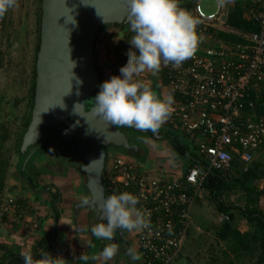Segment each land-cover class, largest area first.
<instances>
[{
	"label": "built area",
	"instance_id": "1",
	"mask_svg": "<svg viewBox=\"0 0 264 264\" xmlns=\"http://www.w3.org/2000/svg\"><path fill=\"white\" fill-rule=\"evenodd\" d=\"M234 1L216 0V11L208 14L196 2L187 12L199 21L195 30L202 42L180 67L161 66L174 97L167 126L191 139L205 160L204 169L193 165L180 177L158 178L139 170L125 154L110 153L111 148L106 151L110 195L132 193L139 198L137 207L151 214V228L135 234L137 251L142 254L139 264H175L190 232L194 198L209 170L229 173L235 155L246 166L256 152L264 151V117L249 113L254 102L264 97V0H240L245 17L258 26L255 32L227 24ZM219 32L239 41L218 38ZM208 40L216 43L209 45ZM113 62L111 76L119 75L127 62L126 52ZM145 72L137 79L142 81ZM259 189H264V178ZM4 191L0 220L21 219L24 206Z\"/></svg>",
	"mask_w": 264,
	"mask_h": 264
},
{
	"label": "crops",
	"instance_id": "2",
	"mask_svg": "<svg viewBox=\"0 0 264 264\" xmlns=\"http://www.w3.org/2000/svg\"><path fill=\"white\" fill-rule=\"evenodd\" d=\"M106 36L102 34L99 37L106 40ZM110 40L112 41V39ZM102 42H100V45H102ZM215 43L211 40L207 41L209 45ZM99 53L100 58L97 59L100 62L99 72L101 75H104V81H106L110 76L109 68L114 60V56L105 53L104 49H99ZM163 79L162 70L155 75L146 71L143 74L142 82L148 85L152 91L156 92L158 97L165 98L168 94L172 93ZM164 124L167 125L166 122ZM175 130L177 133L170 132V137L162 131L159 133L160 138H151L145 134H141L145 137L140 140V143L137 141L131 143L137 145L138 150L136 153L133 155L122 153L139 170L151 176L166 179L180 177L186 172L189 162L182 160L175 154L171 148L170 140L175 135L182 139L183 142L185 140L190 150L194 147L188 136L178 129ZM47 149L49 151L50 148L47 147ZM110 153L117 154L120 152L110 149ZM191 157L189 159L196 160L194 157ZM59 158L61 160L58 163L52 162L48 164L45 160L41 159L32 164L30 176L33 179L35 188H32L31 181H21L18 173L17 177L13 176L11 169H8L7 172H10V174L6 176L5 182V186H8L6 187L8 189L7 192L11 196H14L18 202L20 201L25 210L21 219L13 220L7 218V221L0 223V246H3L4 249L14 250L20 255H24L25 252L38 254L42 250H36V246L39 245L41 240H46L51 244L49 253L53 257L62 258L59 264H76L81 260V255L86 256L90 243L88 228L95 224L97 213L79 207L85 198L89 199L84 189V176L79 171L82 159L78 155H74V157H71L73 160H69L68 158L71 164L68 162L66 168H62L61 164L64 159L67 160V157L63 159V157L59 156ZM249 168H253V171H257L256 173L260 176L261 173H264V151L256 152L253 161L246 166L240 160L239 162L236 161V166L231 169V175L239 178L242 172H245ZM262 178L264 176L252 182V186L258 191L261 190L259 189V182ZM12 181L13 183H11ZM252 198L254 199L252 201L254 204L248 202L249 197L247 198V192L240 186L222 192L219 200H222L225 207L229 209V214L231 215L229 218L226 214L224 215L217 211L209 192L204 188L200 189L192 204V207L195 205V208L193 207L195 209V218L198 221H202V224H199L196 228L198 239L205 238L204 234L212 226L218 225V221H232V227L238 229L241 233L251 231L253 225L248 221H259V219L264 221V193L253 195ZM247 209H254V212L251 215L247 214L245 212ZM122 233L123 239L128 244L115 236L116 239L114 238L111 242L119 245L120 252L108 264H138L139 261L133 262L127 255V249L132 247V245L137 250L135 241L136 231L129 232L124 230ZM108 243L110 242L103 240L104 246ZM200 245L203 244L200 242ZM223 248L226 250V245ZM258 252L259 250L254 249L251 253L244 252L239 257L242 258L243 256L244 263L249 264L248 261L250 259L254 262L257 255H260V252ZM2 254L3 250L0 249V260ZM180 254L181 257L182 253ZM226 254L230 258L235 257L233 253L227 250ZM240 261L241 259L237 261L234 259L232 263L240 264ZM88 264H101V261L99 259H90Z\"/></svg>",
	"mask_w": 264,
	"mask_h": 264
},
{
	"label": "water",
	"instance_id": "3",
	"mask_svg": "<svg viewBox=\"0 0 264 264\" xmlns=\"http://www.w3.org/2000/svg\"><path fill=\"white\" fill-rule=\"evenodd\" d=\"M40 12L33 104L19 152L24 155L28 147L39 143L41 147L47 139L63 149L73 146L74 153L82 159L79 171L84 176V189L90 201L79 207L93 211V205L99 209L106 199L102 178L106 176L107 149L127 155L138 150L119 127L99 117L92 104L99 82L95 67V35L105 25H129L126 0H40ZM69 60L74 63L72 70ZM61 102L63 108L58 105ZM131 129L151 138H160L161 131L168 137L170 132L177 133L165 124L156 132ZM31 154L24 159V165ZM187 156L191 157L188 153ZM95 212L97 222L106 223L99 219V211ZM115 236L128 244L122 231L118 230Z\"/></svg>",
	"mask_w": 264,
	"mask_h": 264
},
{
	"label": "clouds",
	"instance_id": "4",
	"mask_svg": "<svg viewBox=\"0 0 264 264\" xmlns=\"http://www.w3.org/2000/svg\"><path fill=\"white\" fill-rule=\"evenodd\" d=\"M126 4L127 21L134 33L128 41L131 48L126 52L127 62L120 67L119 75H113L99 85L93 111L114 127L156 132L171 116L174 97L172 94L158 97L137 77L145 71L155 75L162 65L180 67L195 54L203 37L195 30L199 21L179 6V0H126ZM16 6L17 0H0V18ZM71 22L75 23L74 20ZM71 65L72 70L74 63ZM58 105L64 107L62 102ZM82 203L89 204L90 201L85 198ZM139 203L136 195L122 192L109 195L99 209L93 205V211H99V219L106 223H96L90 229L91 234L97 240L110 243L98 256L91 257L92 260L99 259L101 264H108L119 254V245L111 242L118 230L132 232L151 228V214L137 207ZM127 255L133 262L142 260V254L135 248L129 247ZM80 259L87 264L90 258L81 255ZM61 260L43 252L38 264H59ZM23 261L24 264H37L30 252L24 253Z\"/></svg>",
	"mask_w": 264,
	"mask_h": 264
},
{
	"label": "rangeland",
	"instance_id": "5",
	"mask_svg": "<svg viewBox=\"0 0 264 264\" xmlns=\"http://www.w3.org/2000/svg\"><path fill=\"white\" fill-rule=\"evenodd\" d=\"M223 1L226 2L227 0ZM197 2L207 14L216 11V0H198ZM40 13V0H17V6L10 9L3 18H0V134L6 135L2 145L7 151L5 156L8 157V169H11L12 175L16 177L19 170V136L23 131V123L29 113L32 95L31 82L35 70L37 45L39 44ZM121 30V34H124L129 31V28L108 27L99 36H102V34L110 35L113 32H118V35H121ZM106 37L108 38V36ZM107 38L106 40L100 38V40L105 42L104 45L107 43L109 46L112 42L110 38ZM103 49H105V46ZM104 52L106 53L105 50ZM98 58H100V53L97 55L95 61V67L99 68L100 62L97 60ZM101 77L104 80L103 74ZM119 128L124 132L129 143L134 141L140 143V140L145 137L131 128ZM34 146L28 147L26 151L29 153L31 151L32 156L28 159L29 162L25 168L23 167V161L20 168L21 173L25 171L26 175H30L32 164L41 159L45 160L48 164L52 162L58 163L61 160L59 158L61 151L56 142L51 140L44 149H40L37 146L36 149L33 148L31 150ZM47 147L51 150L49 149L48 151ZM73 156H68L67 160L68 158L69 160H73L71 158ZM67 160H63L61 164L62 168H66L68 162L71 164ZM8 174L10 172H6V176ZM6 187L8 186L4 188ZM4 192L3 189L0 197H2ZM193 207L195 208V205ZM193 207L191 209V230L181 250L182 256L175 261V264H207L210 259L214 258L216 264H226L227 258L222 254L223 251H226L223 248L225 243L218 242L214 233L215 231L213 232V226L211 227V232L207 231L204 234L205 238L198 239L196 228L199 224H202V221H198L195 218V209ZM200 242L203 245H200ZM132 248H134V245H132Z\"/></svg>",
	"mask_w": 264,
	"mask_h": 264
},
{
	"label": "trees",
	"instance_id": "6",
	"mask_svg": "<svg viewBox=\"0 0 264 264\" xmlns=\"http://www.w3.org/2000/svg\"><path fill=\"white\" fill-rule=\"evenodd\" d=\"M197 1L198 0H181V1H179V6L182 9L189 11ZM227 24L233 28L243 30V31H248V32H255L258 30V26L255 23H253L251 20H249L245 17V14H244L243 9H242V2L240 0H235L233 7L230 8L229 14L227 17ZM112 26L117 27V28L127 27V28H129V31L125 32L124 34L123 33L121 34V32H122V30H121L120 31L121 35H118V32H113L110 35L108 34L107 36L110 39H112V41H111L112 43L108 46L107 43H106V45H104L105 42H102L103 46H101L100 45L101 40L99 39V34L101 32H104V30L106 28L112 27ZM133 35H134V33L130 30L129 25H105V26L101 27L98 30L97 34L95 35V44H94L95 56L97 57V55L99 54V49H103V47L105 46L104 50L106 51V53L112 54L114 56V60H116V58H118L122 54V52L131 48L128 41L132 38ZM217 37L221 38V39H225V40L229 39L232 41H239V38H237L236 36L229 34V33H225V32H219L217 34ZM37 47H38V45H37ZM112 66H113V64H111L109 69H111ZM96 70L98 71L99 82H98V86H97L96 90L93 92L92 104H94V97L96 96V94L99 91V85L102 82H104V80H102V77H101L102 75L99 72V68L97 66H96ZM34 78H35V70H34V75L32 77V82H31L32 95H31L29 113L27 115L25 122L23 123V131H22L21 135L19 136V143L21 142L22 134L24 133V131H25V129L29 123V120H30L31 109H32V104H33ZM163 80L166 83L165 78ZM249 113H250V116L257 115V116H263L264 117V97H262V98H260L254 102V105L249 110ZM198 137H199V135H198ZM5 138H6V135L0 134V193L2 192V190L5 187V180H6L5 177H6V172L8 170V166H9L8 157L5 156L7 151H6V149L3 148V145H2V142L4 141ZM49 141H50L49 139L43 141L41 143L42 145H41L40 149H44L47 146V144L49 143ZM39 144H37V146ZM170 144H171L172 150L175 152V154L179 158L189 162V166L187 168H190L193 165H197L198 168L204 169L203 167L206 166V163H205V160L203 159V156L201 154H199L195 150V148H192V150H190L189 149L190 147L187 145V143H185V140L183 142L182 139H180L174 135V138H172L170 140ZM32 148L35 149V147H32ZM187 153L190 156L194 157V159L198 160V162L196 163L195 161L189 159V156H187ZM28 154H29V152H26L24 155H21L19 150H18V159H19V161H18L19 162L18 163L19 164L18 165V169H19L18 175H19V178L21 179V181H24V182L25 181H31L32 188H35L32 177L29 174L26 175L25 171H24V173L23 172L21 173V171H20L22 163ZM31 156H32V154H31ZM29 159H30V157H29ZM236 161L239 162V159L235 155L233 160H232V164H231L232 167L236 166ZM28 162H29V160H27V162L25 163L24 168L26 167V164ZM211 171L212 172H208L207 178L202 182L201 189L204 188L209 192L210 198H211L212 202L214 203L217 211L224 214V215L226 214V216H229V218L231 217V215L229 214V209L225 207V204L222 200L221 201L219 200V196L222 194V192H224L225 190L240 186V187H242V189H244L247 192V198L249 197V199H250V200L248 199V202H252L254 200L252 198L253 195H258V194L260 195L261 193H264V189H261L258 191L254 186H252V182L255 179H258V178L264 176V173H261V176L259 174H257L256 173L257 171L256 172L253 171V168H249L245 172H242V174L239 178H235L234 176H232L231 172L224 173V172L217 171V170H211ZM102 183H103V187H104V194H105V197L107 198L111 194L110 191L107 189V176L102 178ZM19 203L21 204L20 201H19ZM252 203L254 204V202H252ZM245 212H247V214L251 215L254 212V209H252V210L247 209ZM0 221L1 222L7 221V219L1 218ZM248 222L252 223L253 228L251 229V231L243 232V233H241L238 229L232 227V221H229V220L222 221V222L218 223V225L213 226V232L215 231L214 233H215V236H216V239L218 240V242L225 243L226 250L230 251L235 256L234 258H230L226 254V251H223L222 254H224L225 257L227 258L226 264H233L232 260H234V259L236 261L239 259H242L240 261V264H245L243 256H242V258L239 256H241L242 253H244V252L251 253L254 249L259 250L260 255H257V258L254 260V262L252 261V259H250L248 261L249 264L264 263V221L262 219H259V221H248ZM96 223H98L97 219L95 220V224ZM88 229L90 232V243L88 245L86 256H88L91 259V257L97 256L99 254V252L103 249L104 244H103V240H97L94 236H92L91 231H90L91 227H89ZM189 229L191 230V227ZM209 231L211 232L212 229L209 228ZM50 246H51V244H49L48 241H46V240H41L39 245L36 246V250H40V251L42 250L41 253L32 254L33 259H34V261L37 262V264H38V261L40 259L41 254L43 252L49 253ZM129 246H130V244H129ZM0 249L3 250V254L1 255L0 264H24L23 255L16 253L14 250L6 249V248L4 249L3 246H0ZM180 255H179V257H180ZM211 257H213V256H211ZM214 259H210L208 261L209 263H207V262L206 263L207 264H216ZM89 260L87 261V264H88ZM76 264H85V262L80 260ZM138 264H139V262H138Z\"/></svg>",
	"mask_w": 264,
	"mask_h": 264
},
{
	"label": "flooded vegetation",
	"instance_id": "7",
	"mask_svg": "<svg viewBox=\"0 0 264 264\" xmlns=\"http://www.w3.org/2000/svg\"><path fill=\"white\" fill-rule=\"evenodd\" d=\"M127 128V127H126ZM39 146V145H38ZM57 146L60 148L59 150L61 151L60 152V156L61 157H63V159L65 158V157H68L69 155H77L76 153H74V151H73V146L71 147V148H69V149H63L59 144H57ZM35 147V149H36V147H37V145L36 146H34ZM33 148H31V150H32ZM63 151H62V150ZM109 149L110 148H108L107 149V152L109 151ZM65 150V151H64ZM67 150V151H66ZM74 157V156H73ZM78 157H80L79 155H78Z\"/></svg>",
	"mask_w": 264,
	"mask_h": 264
}]
</instances>
